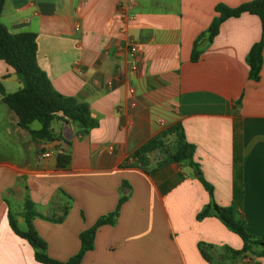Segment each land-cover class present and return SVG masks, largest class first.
<instances>
[{
  "label": "crops",
  "instance_id": "0c3cea01",
  "mask_svg": "<svg viewBox=\"0 0 264 264\" xmlns=\"http://www.w3.org/2000/svg\"><path fill=\"white\" fill-rule=\"evenodd\" d=\"M249 1H6L0 22L13 34L37 36L38 63L53 88L87 104L99 126L82 135L74 124L55 120L52 139L34 141L9 109L0 128L6 137L0 142V264H41L9 223L11 212L27 228V200L38 214L33 226L49 256L63 262L79 252L80 234L113 212L124 195L129 200L116 225L99 228L95 248L81 264H211L200 243L215 247V259L224 247L242 249V239L219 219H197L210 196L195 171L164 164L175 153L174 135L154 152L136 156L176 123L195 146V161L213 185L217 204L230 206L241 185L246 229L264 239V63L258 82L249 78L247 63L262 38L260 18L244 13L228 19L199 60H191L215 7ZM131 39L139 49L137 73L130 71L125 50ZM0 84L7 94L22 88L4 61ZM3 105L0 93L5 110ZM35 123L31 129L39 130ZM7 144L9 158L1 154ZM46 152L51 156L44 158ZM59 154L70 157L66 169L58 168ZM67 209L60 223L41 217L59 218ZM224 264H264V257Z\"/></svg>",
  "mask_w": 264,
  "mask_h": 264
},
{
  "label": "trees",
  "instance_id": "16d2710c",
  "mask_svg": "<svg viewBox=\"0 0 264 264\" xmlns=\"http://www.w3.org/2000/svg\"><path fill=\"white\" fill-rule=\"evenodd\" d=\"M6 1L0 0V19ZM215 13L216 16L209 28L195 40L191 60L193 62L199 60L205 45L214 41L225 21L249 13L258 16L262 23V38L251 48L247 56V63L250 67L249 78L255 82L260 81L264 63V0H252L242 3L236 8L219 4L215 7ZM37 56L38 44L35 34H13L0 22V61H4L15 70L22 84V88L12 94H7L0 84V93L2 101L18 117L19 126L29 131L34 141L51 140V126L55 120H63L68 124H74L80 129L82 135L88 134L91 130L97 128L99 122L92 116L90 107L87 104L81 103L72 97H65L53 88L46 72L39 66ZM35 122L40 124L39 130L31 129V125ZM172 135L175 136L177 150L175 153L168 155L164 164L176 163L190 166L210 196V202L197 215V219L199 221L207 217L219 219L230 231L237 234L244 244L240 250L224 247L221 257L215 259L213 254L215 247L200 243L199 250L203 258L211 264H224L226 260L234 262L249 255L257 258L264 257V239L248 233L246 221L241 213L244 196L242 186H235L234 201L230 206L224 207L217 204L215 189L204 178L200 165L195 161L196 148L188 142L181 123L168 127L163 131L161 137L150 140L136 153V156L142 158L144 155L154 152L161 147L163 138ZM57 160L58 168L66 169L70 164L68 155L59 154ZM123 186H128L127 182H124ZM128 200L129 196H122L113 212L100 217L91 228L83 231L79 236L81 244L79 252L65 262L49 256L47 242L39 236L33 226V220L38 214L33 210L31 201H26L22 214L27 228L22 230L11 212L9 213V223L13 232L32 246L37 262L41 264H81L86 253L94 250L95 238L99 228L106 225H116L121 208ZM68 211L69 209L59 218L41 217L51 222L60 223L63 222ZM254 248H257V251L254 252Z\"/></svg>",
  "mask_w": 264,
  "mask_h": 264
},
{
  "label": "built area",
  "instance_id": "2783aa9c",
  "mask_svg": "<svg viewBox=\"0 0 264 264\" xmlns=\"http://www.w3.org/2000/svg\"><path fill=\"white\" fill-rule=\"evenodd\" d=\"M125 50L128 54V56L130 57L131 59V62L129 64V68H130V71L132 73H137L139 67H138V62H137V55H138V46L136 45L135 41L133 39L129 40L126 47H125ZM132 93H134V90H131ZM133 106H136V103L133 104ZM51 152H46L45 154H43V157L44 158H48L51 156Z\"/></svg>",
  "mask_w": 264,
  "mask_h": 264
},
{
  "label": "rangeland",
  "instance_id": "374dc122",
  "mask_svg": "<svg viewBox=\"0 0 264 264\" xmlns=\"http://www.w3.org/2000/svg\"><path fill=\"white\" fill-rule=\"evenodd\" d=\"M3 108L5 109V110H3L2 108H1V106H0V128H1V130L3 129V127L5 126V123H6V121H7V118H8V113H9V108L7 107V106H4L3 105ZM35 125H36V127H38V126H40V124L39 123H35ZM6 141V137H5V135L4 134H2L1 135V137H0V142H5ZM2 144H0V146H1ZM4 147L6 148V149H4L5 151H1L2 153V155L4 156V157H7V158H9V144H7V145H4ZM171 150H173L172 152H176V146H175V148L173 149H171ZM30 156L32 157V153H30ZM74 256V255H73Z\"/></svg>",
  "mask_w": 264,
  "mask_h": 264
},
{
  "label": "water",
  "instance_id": "95a60500",
  "mask_svg": "<svg viewBox=\"0 0 264 264\" xmlns=\"http://www.w3.org/2000/svg\"><path fill=\"white\" fill-rule=\"evenodd\" d=\"M253 251H254V252L257 251V248H254Z\"/></svg>",
  "mask_w": 264,
  "mask_h": 264
}]
</instances>
